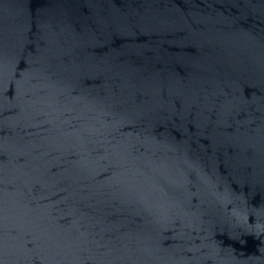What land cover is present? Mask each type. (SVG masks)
Listing matches in <instances>:
<instances>
[{
  "label": "water",
  "instance_id": "1",
  "mask_svg": "<svg viewBox=\"0 0 264 264\" xmlns=\"http://www.w3.org/2000/svg\"><path fill=\"white\" fill-rule=\"evenodd\" d=\"M0 264H264V0H0Z\"/></svg>",
  "mask_w": 264,
  "mask_h": 264
}]
</instances>
